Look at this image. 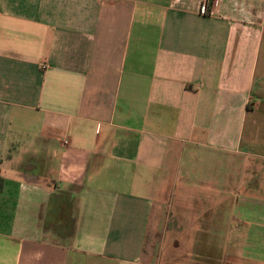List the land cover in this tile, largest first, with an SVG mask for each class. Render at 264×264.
Instances as JSON below:
<instances>
[{
  "label": "crops",
  "instance_id": "crops-1",
  "mask_svg": "<svg viewBox=\"0 0 264 264\" xmlns=\"http://www.w3.org/2000/svg\"><path fill=\"white\" fill-rule=\"evenodd\" d=\"M200 4L0 0V264H264V0Z\"/></svg>",
  "mask_w": 264,
  "mask_h": 264
},
{
  "label": "built area",
  "instance_id": "built-area-1",
  "mask_svg": "<svg viewBox=\"0 0 264 264\" xmlns=\"http://www.w3.org/2000/svg\"><path fill=\"white\" fill-rule=\"evenodd\" d=\"M200 11L202 14H209L213 7L218 3V0H200Z\"/></svg>",
  "mask_w": 264,
  "mask_h": 264
},
{
  "label": "rangeland",
  "instance_id": "rangeland-1",
  "mask_svg": "<svg viewBox=\"0 0 264 264\" xmlns=\"http://www.w3.org/2000/svg\"><path fill=\"white\" fill-rule=\"evenodd\" d=\"M166 243H167V241H162V240L152 241V240H150L146 251H160L161 245L163 247V246H165ZM175 244L178 245L179 242H176Z\"/></svg>",
  "mask_w": 264,
  "mask_h": 264
}]
</instances>
